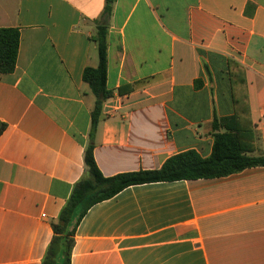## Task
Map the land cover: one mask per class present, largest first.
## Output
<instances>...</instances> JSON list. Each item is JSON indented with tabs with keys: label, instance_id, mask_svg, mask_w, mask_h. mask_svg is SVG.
Segmentation results:
<instances>
[{
	"label": "crops",
	"instance_id": "crops-1",
	"mask_svg": "<svg viewBox=\"0 0 264 264\" xmlns=\"http://www.w3.org/2000/svg\"><path fill=\"white\" fill-rule=\"evenodd\" d=\"M0 0L20 30L16 69L0 74V264H42L52 224L86 176L108 25L107 88L94 139L104 177L208 158L238 127L264 156V0ZM225 123L213 129L215 119ZM71 264H264V167L129 187L78 224Z\"/></svg>",
	"mask_w": 264,
	"mask_h": 264
},
{
	"label": "trees",
	"instance_id": "trees-1",
	"mask_svg": "<svg viewBox=\"0 0 264 264\" xmlns=\"http://www.w3.org/2000/svg\"><path fill=\"white\" fill-rule=\"evenodd\" d=\"M115 0H107L104 8V20L113 11ZM108 25L104 21L96 27L92 42L97 46L99 64L96 68L87 67L83 73L86 82L95 96V106L91 113L90 143L84 153L86 176L75 186L73 193L61 210L57 221L52 224L54 236L42 264H71L74 235L80 221L94 205L111 199L123 190L139 185L170 183L183 180L214 179L232 175L248 168L264 167V156L246 155L247 147L243 143L238 127L229 128V132L216 133L213 152L203 158L196 151L189 150L169 158L160 169L136 171L104 177L94 156V139L98 124L102 118L103 105L112 96L107 88L108 72ZM20 48V30L18 28H0V74H10L16 69ZM225 119L213 122L214 131ZM0 123V135L4 131Z\"/></svg>",
	"mask_w": 264,
	"mask_h": 264
}]
</instances>
